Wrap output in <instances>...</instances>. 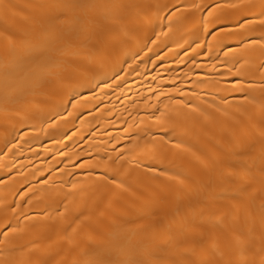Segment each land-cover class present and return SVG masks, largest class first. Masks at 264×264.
<instances>
[{
    "label": "bare ground",
    "instance_id": "bare-ground-1",
    "mask_svg": "<svg viewBox=\"0 0 264 264\" xmlns=\"http://www.w3.org/2000/svg\"><path fill=\"white\" fill-rule=\"evenodd\" d=\"M0 264H264V0H0Z\"/></svg>",
    "mask_w": 264,
    "mask_h": 264
}]
</instances>
